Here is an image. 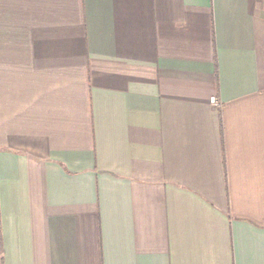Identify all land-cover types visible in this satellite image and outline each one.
I'll use <instances>...</instances> for the list:
<instances>
[{"label": "crops", "instance_id": "obj_1", "mask_svg": "<svg viewBox=\"0 0 264 264\" xmlns=\"http://www.w3.org/2000/svg\"><path fill=\"white\" fill-rule=\"evenodd\" d=\"M0 264H264V1L0 0Z\"/></svg>", "mask_w": 264, "mask_h": 264}, {"label": "built area", "instance_id": "obj_2", "mask_svg": "<svg viewBox=\"0 0 264 264\" xmlns=\"http://www.w3.org/2000/svg\"><path fill=\"white\" fill-rule=\"evenodd\" d=\"M263 1H264V0H263ZM210 102L213 103V104L215 103V99H214V97L210 98Z\"/></svg>", "mask_w": 264, "mask_h": 264}]
</instances>
